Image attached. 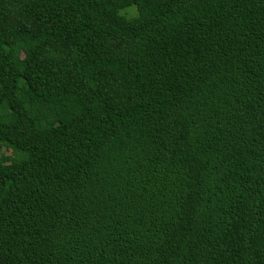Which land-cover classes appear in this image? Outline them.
Masks as SVG:
<instances>
[{
    "label": "trees",
    "instance_id": "16d2710c",
    "mask_svg": "<svg viewBox=\"0 0 264 264\" xmlns=\"http://www.w3.org/2000/svg\"><path fill=\"white\" fill-rule=\"evenodd\" d=\"M0 264H264V0H0Z\"/></svg>",
    "mask_w": 264,
    "mask_h": 264
},
{
    "label": "rangeland",
    "instance_id": "374dc122",
    "mask_svg": "<svg viewBox=\"0 0 264 264\" xmlns=\"http://www.w3.org/2000/svg\"><path fill=\"white\" fill-rule=\"evenodd\" d=\"M5 150H6V152L10 153V148L9 147H6Z\"/></svg>",
    "mask_w": 264,
    "mask_h": 264
}]
</instances>
